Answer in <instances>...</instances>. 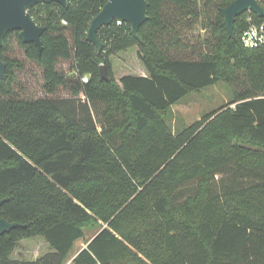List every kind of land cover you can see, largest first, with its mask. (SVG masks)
<instances>
[{"label":"trees","instance_id":"1","mask_svg":"<svg viewBox=\"0 0 264 264\" xmlns=\"http://www.w3.org/2000/svg\"><path fill=\"white\" fill-rule=\"evenodd\" d=\"M106 1L33 5L45 26L40 54L17 30L5 35L0 216L23 226L0 235V264H65L84 230L97 227L72 264H264V45L241 41L264 17L241 13L229 36L219 8L231 0H147L138 38L112 21L97 30L99 52L86 33ZM13 37L42 69L46 93L67 87L84 100L14 95L24 63L9 55ZM132 46L146 74L116 79L110 57ZM61 60H71L73 78ZM218 81L230 100L173 131L171 106ZM217 175L231 178L217 188ZM33 238L48 250L14 258Z\"/></svg>","mask_w":264,"mask_h":264},{"label":"rangeland","instance_id":"2","mask_svg":"<svg viewBox=\"0 0 264 264\" xmlns=\"http://www.w3.org/2000/svg\"><path fill=\"white\" fill-rule=\"evenodd\" d=\"M198 26L195 28L194 32H198ZM10 53L9 55L18 57L24 63L22 69H15L16 82L14 83V95L18 97L25 98H53L56 100L66 99L67 101L73 100L75 105L79 101L84 100V96L79 94L77 96L72 95L71 91L67 87H61L54 94H48L43 89V78L42 69L35 63L26 61L23 55L22 48L18 45V42L13 37L10 41ZM137 46L129 47L127 50L118 53L115 56L110 57L112 64V70L114 77L119 79L120 76L125 74L131 75H145L146 71L142 63L136 54ZM71 65V60H61L57 63V68L59 70L67 72L70 78H73L74 74L69 72V67ZM231 92L229 85L224 81H218L215 84L209 85L203 88L200 92L191 93L185 96L179 103L173 104L171 106L170 112L165 117L166 123L172 128L173 131H181L184 127L200 119L205 114L217 109L219 106L226 104L230 100ZM68 102V105L70 104ZM67 104V102H66ZM97 116H95L96 118ZM99 125V124H98ZM218 179L215 182V187H220L222 183L229 182L231 178L230 175L222 176L217 175ZM253 181L252 179H243L239 181V184H249ZM101 228L85 229L84 237L77 240L71 251L70 255L65 261V264H72L71 257L72 254L78 249L86 245ZM47 245L40 238L26 239L21 241L19 246L13 252V257L18 259L32 260L37 256L46 252Z\"/></svg>","mask_w":264,"mask_h":264},{"label":"water","instance_id":"3","mask_svg":"<svg viewBox=\"0 0 264 264\" xmlns=\"http://www.w3.org/2000/svg\"><path fill=\"white\" fill-rule=\"evenodd\" d=\"M56 2L67 6L68 0H0V48L4 44L5 35L17 30L23 43H33L38 54L42 50L41 35L45 26L38 25L29 12V9L38 3ZM223 16V23L229 36L233 35L234 21L237 16L245 11H250L264 17V9L257 0H231L228 4L219 8ZM147 0H107L99 11L90 20L86 33V40L94 44L100 52L103 43L97 37V30L112 21L118 23L127 22L130 25V33L138 38L139 27L147 20ZM5 62L0 59V76L5 78ZM100 78L108 80V73L104 64L99 65ZM6 199H0V205ZM23 226L18 222H11L0 216V235L11 229Z\"/></svg>","mask_w":264,"mask_h":264},{"label":"built area","instance_id":"4","mask_svg":"<svg viewBox=\"0 0 264 264\" xmlns=\"http://www.w3.org/2000/svg\"><path fill=\"white\" fill-rule=\"evenodd\" d=\"M65 23V21H63ZM241 41L244 46L253 48L264 45V22L263 23H250L241 35ZM87 81V77L82 78Z\"/></svg>","mask_w":264,"mask_h":264},{"label":"crops","instance_id":"5","mask_svg":"<svg viewBox=\"0 0 264 264\" xmlns=\"http://www.w3.org/2000/svg\"><path fill=\"white\" fill-rule=\"evenodd\" d=\"M88 242V241H87ZM87 242H86V244H87ZM86 245H83L82 247H78V249L72 254V257H71V261H72V259L74 258V256L77 254V252L81 249V248H83V247H85Z\"/></svg>","mask_w":264,"mask_h":264}]
</instances>
